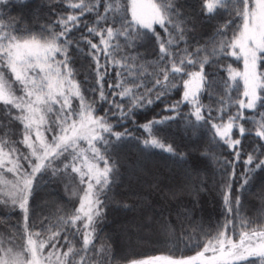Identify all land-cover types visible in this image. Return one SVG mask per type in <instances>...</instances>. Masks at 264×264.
Instances as JSON below:
<instances>
[{"label":"snow or ice","instance_id":"obj_1","mask_svg":"<svg viewBox=\"0 0 264 264\" xmlns=\"http://www.w3.org/2000/svg\"><path fill=\"white\" fill-rule=\"evenodd\" d=\"M125 145L180 169L127 228L174 239L167 255L96 246L109 211L135 207ZM211 162L215 224L195 214ZM53 185L67 198L41 195ZM0 205V264H264V0H0Z\"/></svg>","mask_w":264,"mask_h":264},{"label":"trees","instance_id":"obj_2","mask_svg":"<svg viewBox=\"0 0 264 264\" xmlns=\"http://www.w3.org/2000/svg\"><path fill=\"white\" fill-rule=\"evenodd\" d=\"M41 0H32V7L39 5ZM179 3L188 6L191 11V6H195L197 0H179ZM19 10H14L13 15H16ZM26 14H27V10ZM158 28V26H156ZM213 31L211 24H204L200 29L198 38L204 40L208 39ZM79 67V65H77ZM242 67V66H241ZM151 71V69H149ZM84 69L81 68V78L83 77ZM205 103L208 102L205 96ZM160 108H156L159 113ZM166 134L171 136L176 144L180 147H187L188 140L178 132L175 128L166 130ZM209 137L204 136L203 139L207 140ZM121 163L127 173L132 174L131 192L135 193L131 202L135 205L132 211L122 210L118 207H113L108 214V219L102 222L98 228V239L95 243L97 248L102 243L106 244L115 252L119 250L121 255L134 257V258H147L151 255H167L175 249V240L169 238L168 243L162 244L158 242L156 236L146 233V238L139 240L129 237L127 228L133 223L134 219H139L142 215H146L151 211H158L159 207L164 204L165 194L168 192L169 187L174 186L171 179L176 173L180 171L178 165L167 159V154L161 153L159 149H153L152 154L142 155L135 145H125L121 150ZM220 159H223L221 157ZM241 169L237 167L239 174ZM221 169L217 164L211 162L207 169V174L203 177L207 184V188L201 192L199 203L196 205L195 214L197 218H203L208 223L215 224L218 218H221L222 206L220 197L216 190V185L220 181ZM153 177H158L161 181L159 187L153 182ZM169 177L170 179H164ZM259 179L256 182V187L259 186ZM124 195H130L128 185L126 184L122 189ZM43 197L56 199L63 197V186H51L47 192L41 194ZM66 199L67 197H63ZM184 204L191 206V197L183 195L181 197ZM43 203V201H41ZM252 204H257L258 201H251ZM172 208H176L177 204L173 202ZM50 205H45L38 209V214L41 216L48 214L51 211ZM11 224L16 223L15 217L10 220ZM188 227V225H185ZM9 230V222H6V212L3 206L0 205V234H4ZM191 235V231L189 232ZM187 240V238H185ZM183 250V244L180 245ZM91 255V253L89 254Z\"/></svg>","mask_w":264,"mask_h":264}]
</instances>
